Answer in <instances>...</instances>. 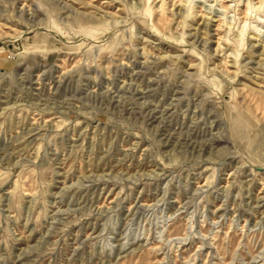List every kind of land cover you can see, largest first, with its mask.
<instances>
[{
	"label": "rangeland",
	"instance_id": "rangeland-1",
	"mask_svg": "<svg viewBox=\"0 0 264 264\" xmlns=\"http://www.w3.org/2000/svg\"><path fill=\"white\" fill-rule=\"evenodd\" d=\"M0 264H264V0H0Z\"/></svg>",
	"mask_w": 264,
	"mask_h": 264
}]
</instances>
